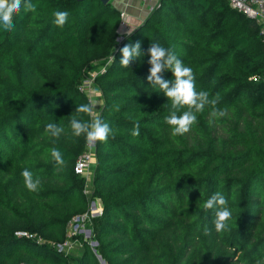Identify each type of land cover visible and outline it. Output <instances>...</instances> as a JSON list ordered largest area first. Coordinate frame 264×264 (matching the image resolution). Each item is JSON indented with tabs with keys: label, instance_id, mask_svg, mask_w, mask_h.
I'll list each match as a JSON object with an SVG mask.
<instances>
[{
	"label": "trees",
	"instance_id": "16d2710c",
	"mask_svg": "<svg viewBox=\"0 0 264 264\" xmlns=\"http://www.w3.org/2000/svg\"><path fill=\"white\" fill-rule=\"evenodd\" d=\"M35 12L0 27V264H264V41L259 23L227 0H160L121 40L119 9L101 0H32ZM70 13L61 28L54 12ZM141 44L130 68L121 66L125 44ZM174 52L193 70L197 92L219 97L222 118L206 106L183 136L165 123L170 102L147 80L151 43ZM112 54L115 60L112 59ZM98 61L104 105L112 129L94 147L93 190L102 212L93 247L75 262L61 243L73 215L88 209L74 163L87 149L70 121L91 122L76 107L89 104L80 79ZM174 80L172 72L163 73ZM118 108V110H117ZM186 110V109H184ZM139 122V136L132 131ZM63 133L54 138L45 125ZM65 161L57 166L51 149ZM24 169L40 180L29 191ZM215 192L228 200L230 230L216 233ZM212 229L210 236L203 227ZM27 231L33 236L18 235Z\"/></svg>",
	"mask_w": 264,
	"mask_h": 264
},
{
	"label": "clouds",
	"instance_id": "9594fccd",
	"mask_svg": "<svg viewBox=\"0 0 264 264\" xmlns=\"http://www.w3.org/2000/svg\"><path fill=\"white\" fill-rule=\"evenodd\" d=\"M23 11L35 12L36 6L32 0H0V27L4 31H12L14 28V16H18ZM54 23L58 27H63L69 19L70 13L67 11L54 12ZM128 34L134 31L128 28ZM122 54L120 59L121 66L130 68L131 63L141 55V44L137 41L135 44H125L119 49ZM148 54L150 59L148 82L159 92H162L170 102L169 115L165 117V123L171 128L172 134L183 136L188 133L197 122V114L202 113L206 106L212 109L211 115L216 118H222L227 114L226 109H219V97H209L207 91L196 90L195 76L190 67L185 66L180 59L170 49L161 47L158 43H151ZM112 59L115 57L112 54ZM171 71L174 80L165 79L163 73ZM95 109L94 103L82 104L76 107L77 113L92 116ZM186 109V110H184ZM118 110V108H117ZM73 134L76 137L85 136L88 144L95 145L97 142L107 143L109 135L112 132L109 124L101 118L95 117L91 122L72 118L70 121ZM64 129L54 122L45 125V133L51 137L58 138ZM139 122L134 125L132 135L139 136ZM51 157L57 166H63L65 161L63 154L58 148L51 149ZM25 187L31 192L39 190L40 180L34 179L33 173L24 169L21 173ZM205 212L213 210L215 219L213 221L216 233H222L230 230L228 221L232 218V212L228 208L227 198L220 192H215L202 205ZM203 234L210 236L212 229L207 225L203 227ZM259 264V262H258Z\"/></svg>",
	"mask_w": 264,
	"mask_h": 264
},
{
	"label": "rangeland",
	"instance_id": "374dc122",
	"mask_svg": "<svg viewBox=\"0 0 264 264\" xmlns=\"http://www.w3.org/2000/svg\"><path fill=\"white\" fill-rule=\"evenodd\" d=\"M148 14L149 12L146 11V13L142 15V18L145 19V17ZM122 36L123 33L120 32V36L117 39L118 42L121 40ZM104 67H106V64L104 65L103 63L96 61L93 66L85 70L79 83V85L83 87L84 89L83 91L86 93L89 103L95 104V109L91 116L92 119L99 116L102 107L104 105V97L102 91L95 79L96 72L102 71ZM94 147L95 145H90L87 143V148L89 149L92 148L94 151ZM95 168H96V158L94 154L90 167L85 171L84 174L79 176L81 177L83 192L86 194L88 200V208L91 205V202L96 200V204L99 211V206H101V201L99 197L96 196L97 194H95L93 190V178L95 174ZM83 213H79L78 215H82ZM98 213H92L91 215L85 218H83L82 216L79 218H75L73 220L70 218L71 220L68 221L66 227V235H65L67 239L66 245H63L62 242L54 243V242L46 241L41 237H36V240L39 243L47 242V244L50 245L55 244L58 249L62 250L65 254L68 255L70 263H73L84 252L85 243L83 240H86L90 246H93L91 243L92 241L91 237L93 236V233L95 231L96 217L99 216Z\"/></svg>",
	"mask_w": 264,
	"mask_h": 264
},
{
	"label": "built area",
	"instance_id": "2783aa9c",
	"mask_svg": "<svg viewBox=\"0 0 264 264\" xmlns=\"http://www.w3.org/2000/svg\"><path fill=\"white\" fill-rule=\"evenodd\" d=\"M141 5L148 11L149 13L153 11L159 4L160 0H139ZM229 5L243 12L248 17L254 18L260 25V33L263 35L264 41V0H227ZM119 27L123 29V33H128L130 26L127 21V12L125 10L119 11ZM80 89L83 91V87L80 85ZM94 151L92 148H87L85 151L80 153L75 160L74 163V171L82 175L85 171L90 167L92 159L94 157ZM99 212V213H98ZM102 212V206L98 207L96 204V200L91 202L89 208L82 215H73L71 219L79 218V217H88L92 213L100 214ZM70 219V220H71ZM18 235H26L32 237V233H28L27 231H16ZM63 245L67 244V239L62 242Z\"/></svg>",
	"mask_w": 264,
	"mask_h": 264
},
{
	"label": "crops",
	"instance_id": "0c3cea01",
	"mask_svg": "<svg viewBox=\"0 0 264 264\" xmlns=\"http://www.w3.org/2000/svg\"><path fill=\"white\" fill-rule=\"evenodd\" d=\"M119 10L127 12V21L130 28L135 29L144 20L142 15L146 9L141 5L139 0H110ZM123 33V29L120 28Z\"/></svg>",
	"mask_w": 264,
	"mask_h": 264
},
{
	"label": "water",
	"instance_id": "95a60500",
	"mask_svg": "<svg viewBox=\"0 0 264 264\" xmlns=\"http://www.w3.org/2000/svg\"><path fill=\"white\" fill-rule=\"evenodd\" d=\"M103 3H106L107 1H109V0H101ZM91 243H92V247H93V250L94 251H96V249H95V245L97 244V241H95V240H92L91 241ZM97 257H98V259L101 261V263L102 264H106V262H105V260L102 258V256L99 254V253H97ZM21 264H28V263H21Z\"/></svg>",
	"mask_w": 264,
	"mask_h": 264
}]
</instances>
